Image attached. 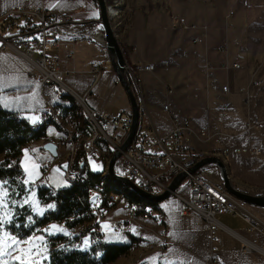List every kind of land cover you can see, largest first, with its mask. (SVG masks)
Wrapping results in <instances>:
<instances>
[{"label":"crops","instance_id":"0c3cea01","mask_svg":"<svg viewBox=\"0 0 264 264\" xmlns=\"http://www.w3.org/2000/svg\"><path fill=\"white\" fill-rule=\"evenodd\" d=\"M167 2L173 7L183 3L189 9V13L187 15L174 13L168 18L164 12L168 6ZM193 3L195 4L192 5ZM192 4L194 7H189L188 0H166L162 10L138 8L127 11L123 17L122 24L125 27L120 34L119 43L126 59L128 69L126 75L131 73L137 80L141 101L146 109V114L139 123V131H147L146 126L150 123L161 134L169 133L173 124L163 110V106L168 104L172 111L178 109L181 117L187 118L195 130L203 125L208 126L207 140L199 141L194 137L191 140V148L202 151L204 156H217L215 154L220 153L224 147L259 148L260 152L257 155L240 152L220 158L224 161L230 180L237 189L251 195L262 194L264 181L255 175L264 174V168L255 167L252 160L261 156L260 146L252 140L244 142L241 136L245 132V126L243 127L245 122H241L239 130H221L216 124L217 119L212 110L230 109L233 102L239 100L248 101L252 110L254 100V105L258 103V110H255L254 114L249 112V118L264 119L262 77L251 76L258 63L264 61V0H192ZM11 5L26 9H36L43 5L52 10L65 12L74 18L68 28L76 33H91L98 29L99 9L93 0H0V10ZM230 8L233 14L227 18L226 14ZM177 16L184 17L186 23L194 24L196 27L179 28ZM203 26H206L205 30ZM203 31L205 41L193 43L192 39ZM61 37L65 38L66 35L62 33ZM224 45L226 51H221L219 47ZM48 54L58 58L64 71L65 84L78 95H84L93 85V64L104 60L101 75L91 88L92 95L86 98L87 105L94 110L114 114L131 113L128 94L113 69L105 46L84 36L83 41L74 46L73 58L69 57L68 51L64 48L57 50L50 48ZM223 60L229 63L227 69L217 66ZM235 62L239 67H230ZM145 64H152V70L141 68ZM210 64L215 67H209ZM30 67L26 60L12 51L0 53V104L32 123L37 119L33 112L42 105L41 94L49 95L52 104L57 101V97L52 86H41L38 79L29 75ZM224 85H227V91L222 90ZM131 88L139 103V96L132 83ZM241 89H247L248 96ZM48 126L51 125H47L46 129ZM102 143L98 142L93 149V155L98 156L100 161L104 159L106 152V145ZM200 171L210 181L223 186L214 164H208ZM95 172L104 171L95 169ZM181 187L183 191L188 192L187 184ZM175 197L182 219L178 232L180 237L170 225L167 214L160 215L158 212L157 215L158 210L150 205L155 209L157 216L147 222H161L160 225L165 227L172 241L169 251L164 253L161 259L168 257L170 264H206L211 253L204 230V219L194 210L181 214L184 204L177 196ZM247 204L258 214L261 221H264V206ZM122 213V210L115 208L110 217ZM224 218L229 219V214L217 216V219L234 234L224 229L218 230L220 243L216 256L219 264H264V254L256 249H245L243 242L245 239L255 241L257 245L264 247V235L256 231H247L246 224L239 217L234 216L232 223L225 222ZM127 232L138 238L135 241L138 249L143 248L141 245L148 237L146 232L150 234L157 258L158 239L153 233L134 225H131ZM174 245L178 248L173 247ZM143 249L149 252L141 257L142 261L146 259L150 261L151 256L154 257V252L148 248ZM119 260L120 263L124 261L122 257Z\"/></svg>","mask_w":264,"mask_h":264},{"label":"built area","instance_id":"2783aa9c","mask_svg":"<svg viewBox=\"0 0 264 264\" xmlns=\"http://www.w3.org/2000/svg\"><path fill=\"white\" fill-rule=\"evenodd\" d=\"M72 1V0H68ZM233 14L230 9L226 16L229 18ZM177 25L182 29L195 28L196 25L186 23L184 17L177 16ZM74 18L69 14L61 11L52 10L45 6L36 9H26L22 6L11 5L6 9L0 10V53L4 51H12L22 57L31 66L29 75L36 78L41 86H52L57 98L65 93H73L74 99H81L84 102L85 114L89 119V153H83V156L93 153L94 147L98 142L111 145L113 152L122 143L132 123L131 113L120 112L114 114L104 110H94L86 103V98L92 95L91 88L95 81L100 77L104 60L95 62L92 66L93 85L86 91L84 95H78L70 89L64 82V71L60 67L57 57L48 54V49L64 48L68 51L69 57L73 58L74 46L83 41L84 36L100 43L104 46L105 41H101L95 37L99 34L104 40L102 30L98 28L91 33H76L68 28L70 22ZM100 24V23H99ZM206 26H203V30ZM66 37L62 38L61 34ZM205 31L199 36L192 39L193 43H202L205 41ZM221 51H226L225 46H220ZM209 67H215L210 64ZM218 67L227 69L229 63L226 60L220 61ZM230 67L238 68V63H232ZM141 68L152 70V64L142 65ZM130 80L139 96V111L142 117L146 114V109L142 103L141 91L137 80L131 73ZM118 82V81H116ZM223 91H227V85L222 86ZM248 96L247 89H241ZM169 91V90H168ZM42 105L40 109L33 112L36 121H40L41 116H55V125L62 134L59 136L57 143L67 144L69 138L77 135L75 130L66 129L63 115L57 112H50V96L41 94ZM164 112L170 117L173 128L169 133L161 134L158 129L154 128L150 123L147 124V131H137L131 143L125 150L121 151L116 161V171L121 175L130 179L140 188L153 192H163L169 182L179 173H185V184L188 185V196L185 197L174 191L184 204L181 214H186L188 210H194L202 216L205 225L204 230L209 241L210 258L206 264H219L216 253L219 249L220 237L219 229H224L228 233H233L228 227L224 226L218 219V215L231 214L239 217L246 224V230L250 232H259L264 235V221H261L258 214L255 213L246 201L238 199L230 195L221 184L214 183L205 177L202 171H191V167L204 155L202 151L191 148L192 138L199 141H205L209 138L208 126L203 125L195 130L190 125L187 118H182L178 109L172 111L168 104L163 106ZM254 127H264V119L249 118L245 122L246 130ZM227 155L230 153L250 152L259 154L257 147H224ZM83 156L74 160L69 157L65 169L66 179L74 176V166L82 160ZM57 158H53L43 167L44 172L52 167ZM181 182V183H182ZM92 196L88 199H94V206L98 211V223L95 225H86L84 223L72 227L73 233L79 230L86 232V238L90 232L102 233V224L109 223V226L116 233L121 234V228H129L131 225L139 229H146L153 233L158 239V259L169 251L172 244L168 234H163L162 225L160 223H148L150 219H154L157 215L142 206L130 207L126 206V202L120 199H113L100 186H93ZM118 208L123 211L122 214L110 217L111 212ZM234 234V233H233ZM84 240V241H85ZM245 249H256L264 254V247L259 246L255 241L243 240ZM84 243V242H83Z\"/></svg>","mask_w":264,"mask_h":264},{"label":"rangeland","instance_id":"374dc122","mask_svg":"<svg viewBox=\"0 0 264 264\" xmlns=\"http://www.w3.org/2000/svg\"><path fill=\"white\" fill-rule=\"evenodd\" d=\"M115 1L117 2L116 5L117 8H119L120 16L118 19L114 21H112L110 18L109 20L111 27L113 29V33L118 41L121 37L120 34L122 33L125 27L123 26L122 22H123V17L127 11L130 12L138 8L142 10L143 9L162 10L166 2V0H115ZM167 4L168 6L166 7V10L164 12L167 13L168 18L170 14H174V13H179L184 15H187L189 13V9L183 3H180V5H178L177 7H173L168 2ZM191 4H192V0L190 1L188 0L189 7H194L191 6ZM194 4L195 3H193L192 5ZM171 20H173L172 17ZM118 21L120 22V24L116 26V28H114L115 23H117ZM100 27L101 26L99 24L98 28ZM99 30L101 31V28ZM258 64H259L258 67L253 69L251 76L253 78H256L257 76H261L263 80L264 61L259 62ZM74 101L78 103L75 99ZM253 101L254 100H252V107H253L252 110H250L248 101H242V100L234 101L230 109H220L216 111L212 110V114L217 119L216 124L219 126L221 130H229V131L239 130L242 126L241 122L243 123L248 120L249 112L254 114L253 112H255V110H258V103L254 105ZM244 126L245 125L243 123V127ZM244 131L245 132L241 136L244 142H247L248 140H252L253 142L257 143L260 146V149L262 150L261 156L252 159L254 166L255 167L262 166L264 168V127H254L249 131L246 130L245 128ZM45 132H46L45 135H43L40 139L32 140L22 147V151L20 155V165L22 167V171H23V175L25 176V179L29 181V184H27L28 186L27 193L24 194L22 197L15 199L12 195L11 188L9 187L7 181H5L7 182L6 189L3 192H0V205H2L0 206V239H2L3 241V251L6 254L7 264H21V261H23V264H44V259L47 258V254L50 248L48 242V236L50 234H57L63 232H66L67 234L73 233L72 230H67L62 222L49 223L46 226H43L39 229H35L33 233L25 239H18L14 235L10 234L6 229V224H8V220L14 216L13 213L15 211V206L27 205L35 214L39 216L49 209L48 208L49 204H42L39 201L37 197L38 187L44 186L50 189H57V188L65 187L69 184L65 177V169L68 161V153L70 152L71 147L68 144L61 145L57 143L60 131L57 129L56 126L54 125L48 126ZM223 133L226 134V132ZM46 141H51L57 144L56 156H53L49 151L43 148V145ZM78 143H79V139L77 141L75 140L74 156L76 149L78 148ZM103 157L104 159L100 161L99 157L96 156L95 154L93 155V153L84 156V158L88 163V167L90 169L94 171L96 169V170H101L102 172L103 171L106 172L105 167H107V162L111 157L107 147ZM1 158L2 155L0 154V159ZM53 158H57V160L53 163L52 167L49 168L48 171L44 172L43 167L46 166L48 162L52 161ZM74 160H76L75 157ZM115 168L117 169V165ZM259 175H255V176L261 178V181H264V174L260 173ZM184 184L185 181H183L180 184V186L176 188V191L186 197L188 196V192L183 191L181 187ZM119 188L121 190H124V186L121 184ZM25 201H28V203H25ZM52 204L53 203H51L50 205ZM152 205L156 208V211L158 210L157 215L158 212L160 213V215L167 214L170 225L173 228H175V233L176 235L179 236L178 232L180 230V223H182V219L181 216L179 215L180 207L178 206L177 198L175 197V195L170 194L166 198L154 202ZM229 217H230L229 219L224 218V221L229 223L234 222L235 219L234 215L229 214ZM80 231L81 230H79V232ZM102 235H103V239L110 243L128 242L127 235L116 233L114 230L110 228L108 222L102 224ZM146 235H148V237L145 243H143L141 246L143 248H148V250L154 252L153 253L154 257L151 256L150 261L148 259L142 261L141 257L149 251H144L143 248L138 249L134 241L133 242L134 249H132L131 247L127 253L118 257L117 258L118 260L116 259V261L111 262L109 264H123V263L124 264H170L169 263L170 259H168V257L164 259L156 258L155 249H153L154 248L153 240L151 239L150 234H148L147 232ZM10 236L15 238L13 240L14 247L9 245ZM177 246L174 245L173 247H177ZM10 247H12L11 251H9ZM80 247L83 248L84 243H82ZM17 257H20V260H17L16 259ZM121 257L122 260H124L123 263H120L121 260L119 259H121Z\"/></svg>","mask_w":264,"mask_h":264},{"label":"trees","instance_id":"16d2710c","mask_svg":"<svg viewBox=\"0 0 264 264\" xmlns=\"http://www.w3.org/2000/svg\"><path fill=\"white\" fill-rule=\"evenodd\" d=\"M93 1L96 3V0ZM262 84L264 87V79ZM56 100L53 105L59 109L62 115H67L72 122L73 129L77 134L73 135V139L76 141L79 139L74 156L78 160L83 156L81 144L87 135L86 117L82 108L69 94H63ZM53 124L47 123L43 127L32 129L30 122L24 117L8 111L0 104V154L2 155L0 180L8 182L15 199L22 197L28 191V186L23 183L25 176L20 165L22 147L32 140L40 139L46 133V126ZM61 134L60 131L59 136ZM67 181L69 184L62 188L50 189L44 186L37 188L39 201L42 204L53 203L52 205H54V208L46 210L40 216L27 205L15 206L13 213L15 218L12 223L6 224L7 231L18 239H25L35 229L49 223L62 222L67 230L84 223V221L88 225L93 214L87 201L90 196L89 190L95 185H102L104 191L122 192V198L137 202L142 207L154 203L139 197L126 186H124V190H121L120 184L112 182L107 173L102 175L101 172L91 170L84 156L79 163L75 164L73 178L67 179ZM126 235L127 243H110L103 239L102 233L90 232L88 234L89 247L87 250H82L80 245L86 238L85 231L71 234H50L48 236L50 248L47 258L44 259V264H109L127 253L133 246V242L138 239L130 232H127Z\"/></svg>","mask_w":264,"mask_h":264},{"label":"water","instance_id":"95a60500","mask_svg":"<svg viewBox=\"0 0 264 264\" xmlns=\"http://www.w3.org/2000/svg\"><path fill=\"white\" fill-rule=\"evenodd\" d=\"M99 9V23L101 26V30L104 35L105 41V48L108 51L110 62L113 66V69L117 73L120 81L122 82L129 100L131 104V116H132V123L130 129L128 130L126 136L124 137L122 143L118 146V148L113 152L111 157L107 162L106 173L108 174L109 178L115 181L118 184L128 187L134 193H136L139 197L149 201V202H156L163 198H166L170 194H173L175 189L178 185L184 180L185 173H179L173 177V179L169 182L167 188L161 193H153L146 191L135 183H133L127 177L121 175L116 171V161L121 154V151L125 150L126 147L131 143L133 140L136 132L139 130V123L141 120V115L139 111V103L136 99V95L134 90L131 88V80L129 75H126L127 65L124 53L122 51L121 45L117 38L113 33V29L110 24V20L108 17L107 9L105 0H96ZM43 148L49 151L53 156L57 154V145L51 141L44 143ZM208 164H214L219 172L220 180L225 188V190L235 198L241 199L246 201L247 203L255 204V205H262L264 206V193L259 195H251L244 191L237 189L232 182L230 181L229 175L227 173V168L224 161L214 155H207L202 157L198 160L192 167L191 171L199 170L205 167Z\"/></svg>","mask_w":264,"mask_h":264},{"label":"bare ground","instance_id":"6f19581e","mask_svg":"<svg viewBox=\"0 0 264 264\" xmlns=\"http://www.w3.org/2000/svg\"><path fill=\"white\" fill-rule=\"evenodd\" d=\"M116 3L117 2L115 0H105L107 13H108L109 18L112 21L118 19L119 16H120L119 15V8H117ZM119 24H120L119 21L117 23H115L114 28H116V26H118ZM95 37L98 38L101 41H104L99 34H96ZM65 94H69L72 98H74V94L73 93H65ZM75 100L78 102L77 104L79 105V107L82 108V110L84 112V115L86 117L85 108H84V102L81 101V99H75ZM50 112H57V109H56V107L54 105H50ZM63 118H64V123L66 125V129L74 130L73 127H72V122H71L70 118L67 115H63ZM47 123L56 124V117L55 116H41L40 117V121L35 122V123L32 122V123H30V126H31L32 129H37L39 127H43ZM86 130H87V135L83 139L82 144H81L83 153H89V141H88L89 119H88V117H86ZM74 142H75V140L73 138H69L67 140V144L71 147V150L68 153L69 157H74V150H75L74 149L75 148ZM105 145H106V147L108 149L109 154L112 155L111 145L110 144H105ZM202 155H204V154L202 153ZM215 155H217L219 157H221V156L224 157V156L227 155V152L223 148L220 153L215 154ZM104 174H106L105 171L102 173V175H104ZM112 182L116 183L113 180H112ZM97 186H100V188H102V185H97ZM106 192H107V194L110 195V197H113V199H120V201L126 202V206H130V207H138L139 206V204L137 202L129 201L126 198L125 199L123 198V200H122V196H123L122 192H117V191H113V190L112 191L111 190L110 191H106ZM89 195L92 196V189L89 190ZM87 204H88V206H94V199H88ZM144 208L151 210L152 214L156 213L155 209L153 207H151V206H145ZM89 209L92 212L93 216H92V220L88 223V225H95V223H98V211L96 210V207H89ZM162 230H163V234H167V231H166L164 226H162ZM127 231H128V228H121V234H125V233H127Z\"/></svg>","mask_w":264,"mask_h":264},{"label":"snow or ice","instance_id":"6c2138e0","mask_svg":"<svg viewBox=\"0 0 264 264\" xmlns=\"http://www.w3.org/2000/svg\"><path fill=\"white\" fill-rule=\"evenodd\" d=\"M33 122L35 123V121H33ZM23 183L25 185H27V184H29V181L27 179H25L23 181ZM6 187H7V182L0 180V192H3L6 189ZM25 203H28V201H25ZM0 206H2V205H0ZM18 206L22 207L23 205H18ZM48 208L49 209H52V208H54V205H48ZM14 218L15 217L13 216L11 219H9L8 220V223H12V221L14 220ZM14 239H15L14 237H11L10 236L9 245H11L12 247H14V245H13V240ZM12 247L9 248V251L12 250ZM88 247H89V241L86 239L84 241V247H83L82 250H87ZM16 259L17 260H20V257H17ZM0 264H7L6 254L3 251V241H2V239H0ZM21 264H23V261H21Z\"/></svg>","mask_w":264,"mask_h":264}]
</instances>
